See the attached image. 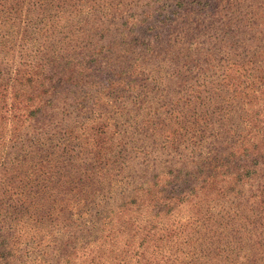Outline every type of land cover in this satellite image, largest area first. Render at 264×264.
Wrapping results in <instances>:
<instances>
[{"label":"rangeland","instance_id":"374dc122","mask_svg":"<svg viewBox=\"0 0 264 264\" xmlns=\"http://www.w3.org/2000/svg\"><path fill=\"white\" fill-rule=\"evenodd\" d=\"M63 60L78 62L88 77L74 76L73 86L66 85V102L76 100L73 87L82 105L68 116L51 109L57 98L50 97L51 86L70 72ZM29 124L52 134L92 127L98 147L82 143L76 155L77 148L61 150L68 138L42 144V133L32 135L39 148L31 146ZM237 138L240 151L256 140L264 148V0H0V200L21 231L0 264H165L159 251L143 246L159 244L160 234L178 237L163 243L172 251L166 263L192 264L185 251L206 249L203 233L208 248L224 258L229 252V259L242 247L237 236L242 241L252 224L240 235L231 230L260 215L240 191L260 186L264 192V167L251 166L243 181L235 177L220 199L216 193L207 201L195 198L193 187L208 174L212 182L217 170L233 169L218 156L231 152ZM208 153L210 164L196 166L193 158ZM122 162L131 175L121 173ZM151 162H159L153 181L178 169L189 178L166 184L179 189L170 204L152 201L141 214L120 205V196L71 204L70 188L97 186L106 175L114 190ZM187 235L192 244L184 243ZM225 241L230 251L221 249Z\"/></svg>","mask_w":264,"mask_h":264},{"label":"trees","instance_id":"16d2710c","mask_svg":"<svg viewBox=\"0 0 264 264\" xmlns=\"http://www.w3.org/2000/svg\"><path fill=\"white\" fill-rule=\"evenodd\" d=\"M93 60V59H92ZM94 61V60H93ZM63 66L62 68H65L67 71L70 69L69 77L63 75H59L57 77L56 81V86L53 84L51 86L52 91L50 92V97L54 98V96H57L55 99V107L51 108L52 111L61 113L64 116H68L67 113H71V111H78L79 113L81 112L82 105L80 102L77 101L78 96H76V92H74L73 87H71L69 90V93L75 94V101L71 102H66L67 96H66V87L67 86H73L74 83V76L78 77L79 80H85L86 74L85 70L81 67V65L78 64V62H73L70 66L67 65L68 60H63ZM233 69H231L234 73H238L237 68H242L241 64H238L237 66H231ZM236 67V68H235ZM71 68H73L71 70ZM233 79H236L237 77L235 75H232ZM67 85V86H66ZM62 89V92H61ZM234 91V90H233ZM241 100V99H239ZM238 100V101H239ZM50 101V100H49ZM53 104V101H50V105ZM244 102L240 103V106L238 107L239 111H242L244 108ZM35 125V124H34ZM34 125L29 124L27 127H25V132L28 135H31V138L27 137L26 138V143L30 144L32 146V142H34L35 145L39 148V139H35L32 135H36L37 133H42L44 137H46L45 142H42V144L51 143L53 140L52 136H60L64 138H68L69 141L67 144H64L61 147L62 151H67V152H73L71 151V148L74 147L75 149L77 148V154H80L82 151V143L84 144H92L94 147H98L96 144V136L94 133V129L92 127L90 128H84L83 131H80V124L77 126L65 128L64 130L62 129L61 131L57 132L54 131L53 134L52 132H45L44 133V128L42 126L33 129ZM218 126H221L218 125ZM217 126V127H218ZM68 127V126H66ZM33 129V130H32ZM216 133V132H215ZM228 134L234 135L235 136V131L233 132L230 128L228 130ZM37 137V136H36ZM219 137V136H217ZM254 141V138L252 140V143ZM164 145H167L170 141L166 138H163L162 141ZM232 142V141H231ZM71 143V144H70ZM235 146H233V150L229 152L226 156L219 155L218 156V161L219 162H229L231 167V171L228 174H225V172L220 170H217L214 174V178L212 179L213 181L211 182L210 180V175H206L204 178L198 179L199 182L194 185L193 190H196L195 193V198L207 201L210 197H212V194L219 195V199L224 197L222 194L224 190L228 187L229 184L235 183V177H240L241 180L245 176L248 177V175H245V171L247 172H252L249 170V168L253 165H259L264 167V148L260 146L258 141L256 140L254 142V147L250 148V150L245 151V150H239L240 149V144L238 143V138L233 142ZM236 143V144H235ZM41 145V144H40ZM257 148L258 150L255 151L254 149ZM74 149V150H75ZM194 149V148H193ZM43 148L41 147L42 151ZM244 151V152H242ZM73 157V155H72ZM213 156H210L209 153L205 154L204 157L194 159L196 166L201 165H206L210 164V159ZM87 160V159H86ZM89 160V159H88ZM198 163V165H197ZM151 165H145V168L143 172H141L140 175H134L130 177V183L123 185L122 186H117L114 190H112V185L106 175L103 176V183L101 184L100 181L97 183V186L93 185H86L82 186L79 188H70V192L74 191L71 195L74 200L71 202V204L75 203H83L86 205H91V204H98V203H112L117 200H119V196L121 197V204L120 205H134L135 211L137 214L142 213L145 211L148 207L152 206L150 205L152 201L158 200L160 201L161 204H167L171 203L172 200L170 198L171 193H178V190H173L169 191L166 190L167 183H175L178 182L180 184H185L189 182V178H182V172L181 170L178 169V171L173 174L167 176L165 178V174L161 172L159 174V177L153 181L150 177V174L152 173V170L156 169L158 166L159 162H151ZM123 165V168L121 169V173H127L130 174L132 167L129 166V164H125L124 162L121 163ZM218 164H216L217 166ZM181 169V168H180ZM227 169V168H226ZM240 171H238V170ZM260 168H256L255 171L258 173ZM168 171V170H166ZM191 177L192 174L188 173ZM131 175V174H130ZM152 175V174H151ZM157 175H154L152 178L154 179ZM250 176V175H249ZM136 177V178H135ZM75 179V178H74ZM72 179V180H74ZM85 179L89 180V178L86 176ZM249 179V178H248ZM92 180H94L92 178ZM152 180V181H150ZM250 180H252L250 178ZM71 181V180H70ZM243 181V180H242ZM254 181V180H253ZM224 184V186L222 185ZM103 192H107L110 194L109 197L103 196ZM262 192V194H261ZM180 193V192H179ZM235 194V193H234ZM181 194H179L180 196ZM240 197H242L243 201H246L248 204L251 203H256L257 208L259 209V214L256 218H254L252 221H255L252 223V221H249L247 224L244 220H242L241 224L238 225L236 224L235 228L231 231L236 232V235H240V232H243L244 230L248 229V225L251 227L250 229L246 232V235L243 237L242 241H239L241 236H237L238 241L237 242H242V247L240 250L237 252H234L230 258L228 259L230 253L228 252V257L224 258L220 252L214 251L215 249L208 248V243L206 234L203 233L201 236V240L203 241L204 246L206 245V249L201 250V254L198 252H194L193 250L185 251V255L189 257V262L192 264H219V262H224V264H264V192L263 189L258 186V190L254 189V193L252 190H247L244 192V194L240 191ZM118 196V199H115V197ZM178 196V197H179ZM261 197L262 202H258L257 199ZM176 199V198H174ZM127 200V201H125ZM70 201V200H68ZM98 201L97 203H95ZM68 203V202H67ZM9 204H6V202L0 200V257L2 254L6 253L7 256L11 253L12 245L14 246L18 241L20 240V229L17 226L18 222L15 216L12 215V213L9 211ZM13 211L17 210L16 207L12 208ZM60 209L63 210V205H60ZM88 210V209H86ZM89 211V210H88ZM254 210H252L253 212ZM79 216V215H78ZM258 218V219H257ZM88 221H92L91 218ZM133 222V221H131ZM209 228L208 225L205 226V229ZM225 230V229H223ZM222 230V231H223ZM150 233H143V235L140 238L141 243H146V237ZM185 235V234H184ZM172 235H158L155 239L158 241L159 244H156L152 247H150L147 244H144L145 248H152L153 250L159 251V258L158 260H163L165 261V264H171V263H166L170 257V252L165 250L163 247L164 244H175L178 241V237L175 235L174 238H171ZM222 239V238H221ZM225 240V239H223ZM164 243V244H163ZM184 243L186 244H192L193 241L191 240V237L187 235V237L184 240ZM226 248V250L230 251L229 245L226 243L221 244V249ZM219 249L218 251H220ZM143 250H145L143 248ZM207 253H204L205 251ZM173 252H176L173 251ZM203 252V253H202ZM2 260L4 258L1 257ZM215 260L218 262L215 263ZM11 262L5 260L4 264H10Z\"/></svg>","mask_w":264,"mask_h":264}]
</instances>
